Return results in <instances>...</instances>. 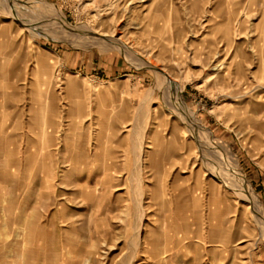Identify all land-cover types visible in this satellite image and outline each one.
I'll return each instance as SVG.
<instances>
[{
  "label": "rangeland",
  "instance_id": "obj_1",
  "mask_svg": "<svg viewBox=\"0 0 264 264\" xmlns=\"http://www.w3.org/2000/svg\"><path fill=\"white\" fill-rule=\"evenodd\" d=\"M0 138L81 264H264V0H0Z\"/></svg>",
  "mask_w": 264,
  "mask_h": 264
},
{
  "label": "crops",
  "instance_id": "obj_2",
  "mask_svg": "<svg viewBox=\"0 0 264 264\" xmlns=\"http://www.w3.org/2000/svg\"><path fill=\"white\" fill-rule=\"evenodd\" d=\"M50 130L48 136L40 132L43 135L41 139L44 142L48 140V147L55 141L56 134L54 128ZM17 148L15 142H9L7 151L10 157L8 162L10 160L11 164L18 168L20 164ZM45 149L42 146L35 150L34 165L37 167L36 171L33 169L35 174L32 185L27 188L28 194L25 193L26 187L21 184L24 180H21L14 170L12 174H6L5 169L1 168L5 160L0 159V264H81L84 260L80 254L83 249H78V255L74 256V249L68 248L84 247L86 245L84 238L78 236L65 239L61 233H57L60 231L58 227L60 211H56L49 221L43 220L45 214L51 212L52 202L50 203L49 198L53 196V192L49 189L54 187L53 180L58 177L55 168L58 161L54 159L56 154ZM3 151L4 141L0 138V152ZM71 162L77 168L85 164L79 154L75 155ZM19 226L28 231L25 237L19 236L17 230ZM84 229V224L75 228L77 234L79 230ZM50 230H57L55 233L57 236L51 237ZM93 240L94 237L88 239V244L94 246L95 243H90Z\"/></svg>",
  "mask_w": 264,
  "mask_h": 264
},
{
  "label": "bare ground",
  "instance_id": "obj_3",
  "mask_svg": "<svg viewBox=\"0 0 264 264\" xmlns=\"http://www.w3.org/2000/svg\"><path fill=\"white\" fill-rule=\"evenodd\" d=\"M7 33V32H6ZM8 34V33H7ZM93 35V34H92ZM94 35H95V37H98L99 39H101L102 38V40L104 39V40H108V41H111V43L113 42L116 46H118V47H120V48H122L123 50H125V49H128L129 47H128V44L124 41V39L122 38V36H119V35H109V34H102V33H94ZM8 36V35H7ZM110 36V37H109ZM4 37H6V35H4ZM87 38H89V37H87ZM90 40V39H89ZM93 40V39H92ZM95 40V39H94ZM91 41V40H90ZM101 42V41H100ZM94 43V42H93ZM104 43V42H103ZM113 45V44H112ZM129 52V51H128ZM133 52V51H132ZM131 54V53H130ZM135 122V121H134ZM143 127V126H142ZM139 130V129H138ZM141 131H142V129H141ZM137 133V132H136ZM139 133V132H138ZM137 133V134H138ZM140 135V134H139ZM132 136V135H131ZM137 136V135H136ZM143 137L145 136V134H143L142 135ZM140 137V136H139ZM142 137V138H143ZM145 138V137H144ZM143 138V140L141 139V140H139V144H140V148H141V150H140V152H139V160L137 159V162L138 163H140L141 161H143L142 159H143V157H144V153H145V145H144V141H145V139ZM134 139V138H133ZM136 139V138H135ZM137 141H138V139H137ZM136 143V142H135ZM139 146V145H138ZM147 147H149L150 148V145H148ZM134 148H136V147H134ZM133 148V149H134ZM135 150V149H134ZM137 155V154H136ZM138 156V155H137ZM28 162V161H27ZM139 165V164H138ZM235 165V164H234ZM140 166V165H139ZM139 166H138V168H139ZM238 166V165H237ZM141 170V169H140ZM139 171V170H138ZM140 173H141V171H139ZM139 175V174H138ZM140 177V176H139ZM139 177H138V179H139ZM137 179V180H138ZM244 179V178H243ZM251 191V190H250ZM250 191L248 190V188H247V192H248V195H251L250 197L252 198V200H253V198L255 199V201H256V198L253 196V194L252 193H250ZM139 194V193H138ZM255 194V193H254ZM143 198V197H142ZM140 199V198H139ZM138 199V200H139ZM142 200L140 199V201H138V210H139V215L138 216H140V217H138V219L140 218V220L142 221L143 220V216L145 215V214H143V212H144V208H143V205H142V202H141ZM257 202V201H256ZM136 215V214H135ZM137 221V220H136ZM140 221V222H141ZM142 224V223H141ZM139 225V227H138V230H137V235H138V238H140V236H141V229H142V225ZM135 228H136V226H135ZM136 232V231H135ZM134 237V236H133ZM135 239H137V238H135ZM131 241V240H130ZM135 241V240H134ZM133 241V242H134ZM136 242V241H135ZM138 242V241H137ZM141 242V241H140ZM133 244V243H132ZM139 243H137V245H138ZM135 245V244H134ZM136 245V246H137ZM136 248V247H135ZM137 248H139V247H137ZM136 250V249H135ZM137 251V250H136ZM134 253V252H133ZM19 257V256H18ZM132 256H130V258H131ZM137 257V256H136ZM129 262V261H128Z\"/></svg>",
  "mask_w": 264,
  "mask_h": 264
}]
</instances>
